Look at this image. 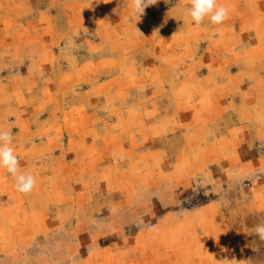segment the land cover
<instances>
[{
	"label": "rangeland",
	"instance_id": "obj_1",
	"mask_svg": "<svg viewBox=\"0 0 264 264\" xmlns=\"http://www.w3.org/2000/svg\"><path fill=\"white\" fill-rule=\"evenodd\" d=\"M0 0V264H264V0Z\"/></svg>",
	"mask_w": 264,
	"mask_h": 264
},
{
	"label": "clouds",
	"instance_id": "obj_2",
	"mask_svg": "<svg viewBox=\"0 0 264 264\" xmlns=\"http://www.w3.org/2000/svg\"><path fill=\"white\" fill-rule=\"evenodd\" d=\"M158 0H132L131 18L138 21L147 7L156 5ZM186 14L190 22L199 26L207 19L212 25L222 24L229 15V9L218 6L217 0H188ZM14 135L11 129L0 128V170H5L13 179L16 191L22 194L31 193L36 187V177L20 168V161L15 154ZM254 234L264 241V224L255 227Z\"/></svg>",
	"mask_w": 264,
	"mask_h": 264
}]
</instances>
